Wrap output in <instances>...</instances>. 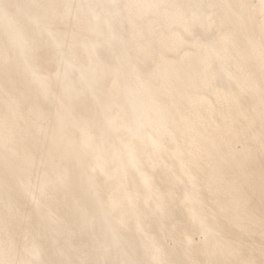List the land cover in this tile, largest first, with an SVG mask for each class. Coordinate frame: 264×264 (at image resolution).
I'll return each instance as SVG.
<instances>
[{"label": "bare ground", "instance_id": "1", "mask_svg": "<svg viewBox=\"0 0 264 264\" xmlns=\"http://www.w3.org/2000/svg\"><path fill=\"white\" fill-rule=\"evenodd\" d=\"M0 264H264V0H0Z\"/></svg>", "mask_w": 264, "mask_h": 264}, {"label": "rangeland", "instance_id": "2", "mask_svg": "<svg viewBox=\"0 0 264 264\" xmlns=\"http://www.w3.org/2000/svg\"><path fill=\"white\" fill-rule=\"evenodd\" d=\"M195 238H196V240H198V239H199V236H198V235H196V236H195Z\"/></svg>", "mask_w": 264, "mask_h": 264}]
</instances>
